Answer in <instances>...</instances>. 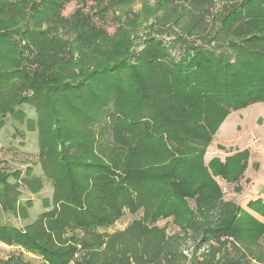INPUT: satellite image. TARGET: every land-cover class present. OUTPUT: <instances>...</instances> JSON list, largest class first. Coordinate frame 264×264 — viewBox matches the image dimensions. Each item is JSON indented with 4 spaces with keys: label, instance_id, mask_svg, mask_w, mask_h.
<instances>
[{
    "label": "trees",
    "instance_id": "1",
    "mask_svg": "<svg viewBox=\"0 0 264 264\" xmlns=\"http://www.w3.org/2000/svg\"><path fill=\"white\" fill-rule=\"evenodd\" d=\"M135 1L0 0V124L38 132L55 188L35 222L0 225L1 243L40 262L0 264H264L263 224L213 178L239 184L248 153L204 163L226 116L264 101V0H157L142 44L137 13L118 14ZM0 185L2 213L22 217L24 190L44 188L32 168L0 171ZM127 211L140 217L100 233Z\"/></svg>",
    "mask_w": 264,
    "mask_h": 264
},
{
    "label": "rangeland",
    "instance_id": "2",
    "mask_svg": "<svg viewBox=\"0 0 264 264\" xmlns=\"http://www.w3.org/2000/svg\"><path fill=\"white\" fill-rule=\"evenodd\" d=\"M156 4L157 0H137L118 11L119 15H124L128 11L136 12L140 17L138 26L131 30V38L137 37L140 40L137 44L144 43L145 36L151 33L149 28L156 22L155 14L146 12L145 9L150 7L154 10ZM75 6V3L70 4L66 9V13L73 12ZM19 27L24 30L26 24L21 23ZM110 31L113 32L112 28ZM15 36L19 37L18 34ZM163 39L165 43H170L175 37L171 35ZM198 45H200V42H198ZM140 47L138 45V48ZM171 53L178 60L183 55L179 49H171ZM112 142L113 138L111 132H109L105 144L111 145ZM243 152L248 153L250 160L248 169L239 184L229 183L223 176H213V178L222 187L226 198L240 205L241 219L246 220L250 217V220L255 221L254 224L259 223L264 226V101L252 103L244 108L232 111L226 116L212 145L204 154V163L206 167H209L214 160L225 164L228 158ZM27 168H32L37 176L42 177L44 188L38 194H32L28 190H24L22 204L29 200L33 201L34 204L29 209L27 217L5 215L0 209V225L10 224L23 230L26 226L35 222L40 214L51 210V201L55 191L54 185L43 175L41 170L38 132H30L19 123L16 117L8 115L0 124V171L6 174L15 171L24 173ZM10 181H14L12 177ZM238 187L241 189L239 193L236 190ZM189 203L191 208H194V203L192 201ZM139 217L140 215H132L127 211L125 216L117 221L115 225L109 229H100V233L113 234L124 231ZM158 225L160 227L167 226L168 233H174L178 230L171 220L160 221ZM247 230H250V228H247ZM260 241L261 246L264 247V234ZM188 249L186 253L191 259L193 247L190 246ZM14 253H22L26 261L40 262V257L0 242L1 258L6 260Z\"/></svg>",
    "mask_w": 264,
    "mask_h": 264
}]
</instances>
